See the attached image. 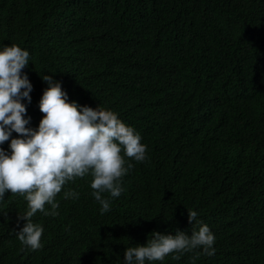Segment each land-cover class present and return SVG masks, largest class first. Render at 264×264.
<instances>
[{
  "label": "trees",
  "instance_id": "trees-1",
  "mask_svg": "<svg viewBox=\"0 0 264 264\" xmlns=\"http://www.w3.org/2000/svg\"><path fill=\"white\" fill-rule=\"evenodd\" d=\"M13 41L30 53L27 128L44 115L38 78L51 75L67 102L118 113L148 159L126 158L124 191L102 194L103 214L90 174L63 186L59 215L32 218L38 250L15 234L27 201L7 191L0 264H114L122 245L110 232L151 221L174 236L188 210L208 222L215 254L177 264H264V0H0V50ZM13 138L0 144L9 154Z\"/></svg>",
  "mask_w": 264,
  "mask_h": 264
},
{
  "label": "clouds",
  "instance_id": "clouds-1",
  "mask_svg": "<svg viewBox=\"0 0 264 264\" xmlns=\"http://www.w3.org/2000/svg\"><path fill=\"white\" fill-rule=\"evenodd\" d=\"M29 61V51L14 41L0 50V144L8 141L13 132L21 137L11 139L10 154L0 148V200L7 191L24 197L27 211L20 213V218L26 223L15 234L22 245L38 250L42 248L44 229L32 218L38 212L59 215L55 198L63 186L90 174L92 195L101 205V214L106 213L110 211V198H118L124 191L122 178L133 167L126 158L144 162L148 156L139 133L122 122L118 113L101 106L92 109L67 102L68 94L51 75L38 78L41 85L43 80L48 84L39 104L44 115L37 130L27 128L29 120L24 114L32 91ZM104 193H109L110 198ZM64 198L79 199V193L65 191ZM46 204L51 211L46 210ZM176 219L179 224L171 229L174 236L149 231L151 221L135 225V234L110 232L122 245L114 264H177L200 248L203 252H197L196 258L201 254L212 258L215 236L208 222L192 210L177 213Z\"/></svg>",
  "mask_w": 264,
  "mask_h": 264
}]
</instances>
